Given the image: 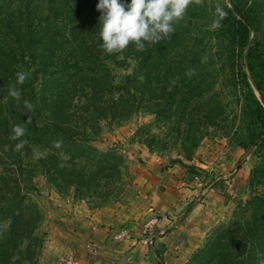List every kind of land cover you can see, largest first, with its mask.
I'll return each mask as SVG.
<instances>
[{"label": "trees", "instance_id": "trees-1", "mask_svg": "<svg viewBox=\"0 0 264 264\" xmlns=\"http://www.w3.org/2000/svg\"><path fill=\"white\" fill-rule=\"evenodd\" d=\"M98 3L0 0V264H38L44 246L38 234L44 216L30 200V187L25 189L23 180L34 150L47 153L40 159L41 167L55 186L84 199L122 175L124 161L118 154L100 152L84 138L101 120L126 121L148 105L157 123L188 117L191 126L208 128L225 114L218 91L210 95L214 85L206 75L213 64L207 53L223 61L222 70H227L234 87L240 84L248 93L242 106L248 127L239 139L264 150V0L193 3L170 38L145 42L144 51L130 43L112 55L100 47ZM218 6L227 16L213 29ZM204 29L218 40L220 53L203 46L207 39L199 34ZM127 62H135L133 73L117 82L112 66ZM17 72L28 74L23 85L17 83ZM12 85L21 91L19 104L8 94ZM24 100L35 106L33 111L24 107ZM29 118L31 123L26 124ZM16 125L26 128L21 139L28 141L20 152L14 150L20 141L9 139ZM55 141H62V147H53ZM197 147V142L186 139L180 152L192 156ZM202 176L204 181L210 177V183L215 180L188 167V180ZM220 183L226 193L229 181ZM251 185L262 188L252 201L254 224L232 221L194 255L192 264H264V162L252 175Z\"/></svg>", "mask_w": 264, "mask_h": 264}, {"label": "rangeland", "instance_id": "rangeland-1", "mask_svg": "<svg viewBox=\"0 0 264 264\" xmlns=\"http://www.w3.org/2000/svg\"><path fill=\"white\" fill-rule=\"evenodd\" d=\"M208 33L209 31L204 29L199 34L201 39H207L203 46L212 53H220L218 40L212 37V33ZM207 55L213 64L209 67L211 73L206 75L207 81L214 85L210 95L218 91L227 107L223 111L225 114L210 127L200 128L198 124L191 126L188 117L181 122L175 120L169 124L157 123L154 111L150 110L152 108L144 105L142 111L126 121L108 118L101 120L95 130H87L84 138L88 144L103 153L114 152L124 161L121 178L112 186L103 184L84 199L73 190L65 192L52 183L41 167L43 163L40 159L46 157L47 153L36 150L40 155L27 163L23 180L25 189L30 187V200L38 205L44 216L38 231L40 239L44 242L43 249L49 237L47 227H53L50 219L52 209L69 202L85 205L91 210L115 205L125 206L131 203L132 199L139 200L138 197L145 192L149 193V174L157 178L167 173L185 183H191L193 200L190 205H202L203 214L209 216V220L205 221L207 229H203L201 233L202 243L185 264H192L194 255L211 239L218 237L232 221L238 219L243 221L244 225L254 224L252 218L256 208L253 209L255 205L252 201L262 194V188L253 187L251 178L261 169L264 150H257L258 148L248 140L243 143L239 139L241 131L246 132L248 127L242 113L243 101L248 97V93L240 84L236 88L233 82L228 80L227 70H222V67L225 68L223 61L213 58L210 53ZM203 61L209 64L204 57ZM135 65V62L113 65L116 81L120 82L132 74ZM212 79L215 80L210 81ZM186 139L198 144L192 156H184L180 152L181 143ZM188 167L201 169L215 180L210 183L209 177L204 181V176L188 180ZM222 180L229 181L226 193L222 192L223 187L220 188ZM43 249L39 254L38 264Z\"/></svg>", "mask_w": 264, "mask_h": 264}, {"label": "crops", "instance_id": "crops-1", "mask_svg": "<svg viewBox=\"0 0 264 264\" xmlns=\"http://www.w3.org/2000/svg\"><path fill=\"white\" fill-rule=\"evenodd\" d=\"M149 178V193L125 206L91 210L69 202L52 209L53 227H47L49 237L39 264H58L64 253L75 254L79 264H185L201 245L209 216L202 205H190L191 183L167 173ZM153 218L158 226L153 245L147 246L141 231ZM121 232L130 236L119 241ZM91 244L98 247L96 256L86 250Z\"/></svg>", "mask_w": 264, "mask_h": 264}, {"label": "clouds", "instance_id": "clouds-1", "mask_svg": "<svg viewBox=\"0 0 264 264\" xmlns=\"http://www.w3.org/2000/svg\"><path fill=\"white\" fill-rule=\"evenodd\" d=\"M202 5L203 0H131L130 4H125L123 0H99L97 11L101 12L100 37L103 41L100 46L103 52L109 55L123 52L130 43H134L137 51L145 50V42L149 44L158 43L168 39L175 33V24L184 20L188 8L192 4ZM217 19L213 21L212 28L221 26L227 13L222 7L215 10ZM17 83L23 85L28 78L25 72H17ZM175 79L171 83L175 84ZM9 96L13 97L19 104L21 91L12 85L9 88ZM23 105L29 112L34 110V105L29 100H24ZM31 123L30 118L26 124ZM26 134L23 125H16L11 129L9 139L19 140L15 144L14 150L20 152L28 143L22 140ZM62 141H55L53 147L61 148ZM8 146L5 145V151ZM39 152L34 150V157H39ZM15 259V257H14Z\"/></svg>", "mask_w": 264, "mask_h": 264}, {"label": "built area", "instance_id": "built-area-1", "mask_svg": "<svg viewBox=\"0 0 264 264\" xmlns=\"http://www.w3.org/2000/svg\"><path fill=\"white\" fill-rule=\"evenodd\" d=\"M158 226V219L157 218H153L151 219L149 222L145 223V225L142 228L141 231V235H142V239H143V243L147 246H152L153 245V233L156 229V227ZM130 235L127 232H122L119 233L116 236L117 240H124L126 238H128ZM95 244H91L86 246V250L87 252L91 255V256H96L98 254V247ZM60 264H79V261L77 259V257L75 256V254L73 253H67V254H63L60 259H59Z\"/></svg>", "mask_w": 264, "mask_h": 264}]
</instances>
